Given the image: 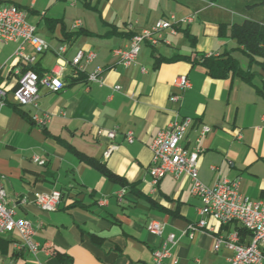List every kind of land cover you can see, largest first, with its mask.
Segmentation results:
<instances>
[{"label": "crops", "instance_id": "crops-1", "mask_svg": "<svg viewBox=\"0 0 264 264\" xmlns=\"http://www.w3.org/2000/svg\"><path fill=\"white\" fill-rule=\"evenodd\" d=\"M13 3L27 12L28 22L47 45L42 55L26 48L27 55L36 58L33 68L41 74L50 72L63 45L68 68L62 90L40 87L38 109L18 107L12 95L0 107V177L8 207L15 218L33 223L34 239L40 245L31 254L19 247L17 232L5 234L0 264H153V252L164 246L172 255L165 264L225 263L233 252L225 245L215 251V240L239 232V226L206 218L205 228L191 230L200 221L202 203L191 195V181L185 176L167 175L156 190L151 188L150 146L157 133L176 120L195 121L185 142L188 149L194 147L201 126H211L213 132L202 140L200 181L212 186L222 179H239L245 197L264 200V70L254 65L251 82L238 76L216 80L196 64L206 55L230 53L249 70V59L230 38V28L244 20L264 24V5L242 0ZM242 10H260L261 16L252 18ZM172 16L178 20L195 16V20L181 25L177 35L167 34L170 45H143L130 67L113 56L114 49L130 44L134 33ZM77 20L83 23L80 33L72 30ZM221 27H227L226 37ZM18 46L8 43L0 48V81L10 89L15 86L13 71L28 67L14 56ZM80 49L93 51L96 58L74 81L70 63ZM97 68L103 70L102 84L87 81ZM183 75L192 87L181 102H172L171 95L179 93L175 80ZM37 111L54 115L46 129L31 122ZM115 128L119 129L116 140L97 137L98 129ZM128 131L135 136L132 144L125 141ZM113 143L119 149L105 159ZM123 188L127 193L119 200L116 194ZM55 190L63 194L59 209L42 211L36 196ZM100 200L106 205L100 206ZM152 220L164 224L160 236L148 232ZM171 235L174 244L169 242ZM249 239L241 242L247 244Z\"/></svg>", "mask_w": 264, "mask_h": 264}, {"label": "built area", "instance_id": "built-area-1", "mask_svg": "<svg viewBox=\"0 0 264 264\" xmlns=\"http://www.w3.org/2000/svg\"><path fill=\"white\" fill-rule=\"evenodd\" d=\"M194 20L188 17L176 21L162 19L155 26L144 29L136 34L128 47L116 49L113 55L119 58L121 64L130 67L136 63L143 44L156 47L160 44H169L164 33L176 35L177 27L182 24H190ZM81 22L74 23L73 28L79 29ZM8 43H18L19 46L14 54L15 58L23 65H34L36 58L27 55L26 48L31 47L36 55H41L46 50V43L37 36L36 27L28 22L27 14L13 3V0H0V47ZM66 46L59 49L58 61L54 68L39 76L32 70L24 71L17 67L13 76L15 79V90L13 98L20 107L33 106L38 109L39 88L45 87L51 91H58L64 86V76L67 62L62 55L66 53ZM96 58L93 51L79 50L72 60V67L77 71H82ZM89 82L103 83L102 69H96L89 75ZM175 88L184 92L191 88V82L186 76H180L175 80ZM117 90L120 87L116 88ZM8 98V88L0 83V107H3ZM182 96L172 95L173 102H180ZM53 115L49 113L36 112L32 116L35 125L40 128L48 126ZM264 128V116L262 117ZM194 125V120L184 118L171 122L166 128L160 130L150 146L153 154L152 166L149 170L151 188L156 190L160 181L167 175L179 179L186 176L191 181V195L199 199L202 203L198 210L200 221L191 230L196 231L206 227V218H212L221 225L236 223L245 229L250 239L247 244H243L238 232L227 237H217L214 250L218 251L221 245H225L233 256L223 264H263L264 263V200H251L241 192L240 180L223 179L217 181L213 186L203 184L199 179V159L204 153L202 140L209 135L213 128L202 125L200 134L192 149L185 145L189 131ZM119 134V129L98 130L97 137H106L115 140ZM125 141L132 144L135 136L132 131L125 133ZM118 146H109L105 153L108 158ZM36 162L39 159H35ZM117 197L121 200L125 196V191H119ZM62 194L58 191L49 194L36 196V205L46 212H54L62 201ZM106 200L99 202L100 206H105ZM164 224L158 220H152L148 225V231L152 235L162 234ZM17 232L21 238L19 247L35 254L39 251L40 245L34 241L36 229L34 225L23 218H15V213L8 207L7 192L0 179V243L2 237L7 233ZM169 242L174 244V235L169 237ZM171 252L166 247L156 249L153 252V264H165V260L171 258Z\"/></svg>", "mask_w": 264, "mask_h": 264}, {"label": "trees", "instance_id": "trees-1", "mask_svg": "<svg viewBox=\"0 0 264 264\" xmlns=\"http://www.w3.org/2000/svg\"><path fill=\"white\" fill-rule=\"evenodd\" d=\"M243 1L254 2L252 6L264 5V0ZM226 29L227 27H221V35L223 37H226ZM80 32L82 31H78V33ZM230 38L237 42L239 49L249 59V70H244L230 53H226L218 58L203 56L201 61H196V64H201L206 69L207 74L216 80H224L230 76H238L247 82H251L255 76L251 70L254 65H259L264 70V24L253 20H244L242 23L234 24L230 28ZM30 69L42 75L33 67L25 68L24 71ZM76 80H79V78L74 79V81ZM103 172L110 179L117 181L112 173L104 169ZM238 231L241 239L249 236V233L241 227L238 228Z\"/></svg>", "mask_w": 264, "mask_h": 264}, {"label": "rangeland", "instance_id": "rangeland-1", "mask_svg": "<svg viewBox=\"0 0 264 264\" xmlns=\"http://www.w3.org/2000/svg\"><path fill=\"white\" fill-rule=\"evenodd\" d=\"M242 1H243V0H242ZM15 5H16V4H15ZM20 9H21V8H20ZM22 10H23V9H22ZM258 11H260V10H255V11H253V10H249L248 12H247V11L245 12V11L242 10V12L247 13V16H251L252 18H253V17H256V16H259V17L261 16V15L258 14V13H259ZM25 12H26V11H25ZM257 12H258V13H257ZM26 14H27V12H26ZM172 17H174V16H172ZM188 17H193L194 20H195V16H188ZM188 17H185V18H188ZM174 18L176 19V21H179L176 17H174ZM185 18H183V19H185ZM168 19H171V17L168 18ZM161 20H162V19H161ZM181 20H182V19H181ZM194 20H193V22H194ZM77 21L81 22V27H80L79 29H74L73 26H72V30H73L74 32H78V31H80V30L82 29V27H83V23H82V21H81V20H77ZM77 21H75V22H77ZM75 22H74V23H75ZM158 22H159V21H158ZM158 22H157V23H158ZM193 22H192V23H193ZM157 23H156V24H157ZM156 24H155V25H156ZM190 24H191V23H190ZM190 24H189V25H190ZM73 25H74V24H73ZM155 25H154V26H155ZM182 25H184V24H182ZM180 26H181V25H179V26L177 27L178 32H179V28H180ZM152 27H153V26H152ZM148 29H149V28H148ZM178 32H177V34H178ZM138 33H140V32H138ZM138 33H134L133 36H132V38H133L136 34H138ZM167 34H169V33H168V32H165V33H164V37H165L166 40H168V38H167V36H166ZM177 34H176V35H177ZM170 35H171V34H170ZM132 38L130 39V42H131ZM168 42H169V44H165V45H170V44H171L169 40H168ZM129 45H130V44H129ZM129 45H128V46H129ZM143 45H145V44H143ZM143 45H142V47H143ZM147 45H148V44H147ZM160 45H161V44H160ZM63 46H66V45H63ZM63 46H62V47H63ZM128 46H126V47H128ZM149 46H150V45H149ZM158 46H159V45H158ZM151 47H153V46H151ZM156 47H157V46H156ZM0 48H1V47H0ZM60 48H61V47H60ZM60 48H59V49H60ZM66 48H67V46H66ZM124 48H125V47H124ZM153 48H155V47H153ZM116 49H120V48H116ZM116 49H114V50H116ZM80 50H81V49H80ZM114 50H113V51H114ZM141 50H142V48H141ZM66 51H67V50H66ZM78 51H79V50H78ZM58 52H59V50H58ZM140 52H141V51H140ZM112 53H113V52H112ZM42 54H43V53H42ZM42 54H41V55H42ZM64 54H65V53H64ZM64 54L62 55V57L64 56ZM76 54H77V53H76ZM139 54H140V53H139ZM57 55H59V53H57ZM75 56H76V55H75ZM113 56H114V55H113ZM138 56H139V55H138ZM114 57H115V56H114ZM206 57H215V58H218L219 56L206 55ZM116 58H117V57H116ZM73 59H74V58H73ZM73 59H72V60H73ZM117 59L119 60V58H117ZM137 59H138V58H137ZM93 61H94V60H93ZM136 61H137V60H136ZM119 62H120V60H119ZM120 63H121V62H120ZM70 64H72V61H71ZM90 64H91V63H90ZM27 66H28L27 68H29V67H33L34 65H27ZM86 66H87V65H86ZM86 66H85V67H86ZM85 67H84V69H83L82 71H77V72H76L75 69H73V70L75 71V75H76L75 78H74V77H73V78H74V79L78 78V76H79L81 73L84 72ZM67 68H68V65H67V67H66V71H67ZM97 69H98V68H97ZM24 70H25V69H24ZM30 70H31V69H30ZM26 71H27V70H26ZM32 71H34V70H32ZM34 72H35V71H34ZM13 73H14V71H13ZM36 73H37V72H36ZM37 74H38V73H37ZM91 74H92V73H91ZM38 75H39V74H38ZM42 75H43V74H42ZM42 75H39V76H42ZM89 75H90V74H89ZM89 75L87 76V81L89 80ZM102 75H103V70H102ZM183 76H185V75H183ZM179 77H180V76H179ZM186 77H187V76H186ZM177 78H178V77H177ZM187 78H188V77H187ZM65 79H66V72H65L64 79H63V81H64V86H63V88H64L65 85H66ZM188 79H189V78H188ZM102 80H103V78H102ZM88 82H89V81H88ZM190 82H191V81H190ZM0 83H1V84H4V83L1 82V81H0ZM4 85H5V84H4ZM5 86L8 88V98H7L6 103H5V105H6L7 102H8L9 96L13 94V91L15 90L16 87L10 89L7 85H5ZM117 87H118V86H117ZM117 87H115V89H116ZM174 87H175V86H174ZM191 87H192V84H191ZM63 88H62V89H63ZM39 89H40V88H39ZM62 89H60V90H62ZM176 89H177V88H176ZM190 89H191V88H190ZM48 90H49V89H48ZM60 90H58V91H60ZM116 90H117V89H116ZM119 90H120V89H119ZM188 90H189V89H188ZM188 90H186V91H188ZM50 91H51V90H50ZM178 91H179V93H174V94H172V95H175V94H176V95H180V96H182V99H183V93L186 92V91H184V92H182V91H180V90H178ZM53 92H57V91H53ZM172 95H171V96H172ZM12 97H13V95H12ZM182 99H181V101H182ZM13 100H14V98H13ZM38 100H39V99H38ZM170 100H171V97H170ZM171 101H172V100H171ZM181 101H180V102H181ZM14 102H15V101H14ZM172 102H173V101H172ZM175 103H179V102H175ZM15 104H16V102H15ZM5 105H4V106H5ZM16 105H17V104H16ZM4 106H3V107H4ZM17 106H18V105H17ZM18 107H20V106H18ZM26 107H30V106H26ZM31 107H33V106H31ZM1 108H2V107H1ZM20 108H24V107H20ZM37 112H39V111H37ZM35 113H36V112H35ZM35 113H34V114H35ZM40 113H42V112H40ZM43 113H46V112H43ZM49 114H52V113H49ZM52 115H53V114H52ZM32 116H33V114L30 116V120H31V122L34 124V122H33V120H32ZM53 117H54V115H53ZM53 117H52V119H53ZM183 119H184V118H183ZM191 119H192V118H191ZM193 120H194V119H193ZM51 121H52V120H51ZM50 123H51V122H50ZM50 123H49V124H50ZM49 124H48V125H49ZM34 125H35V124H34ZM194 125H195V121H194ZM194 125H193V127H194ZM35 126H37V125H35ZM37 127H38V126H37ZM193 127H192V128H193ZM210 127H211V126H210ZM38 128H40V127H38ZM46 128H47V126L44 127V128H40V129H46ZM98 130H104V129H98ZM106 131H109V130H106ZM190 131H191V130H190ZM190 131H189V132H190ZM212 132H213V131H212ZM212 132H211V133H212ZM188 134H189V133H188ZM199 134H200V132H199ZM198 136H199V135H198ZM116 138H117V137H116ZM239 138H240V137H239ZM109 140H110V139H109ZM115 140H116V139H115ZM111 141H114V140H111ZM152 142H153V141H152ZM113 144H114V143H113ZM113 144H111V145H113ZM111 145H110V146H111ZM115 145H117V144H115ZM108 148H109V147H108ZM118 149H119V147H118ZM118 149H117V150H118ZM107 150H108V149H107ZM117 150H116V151H117ZM150 150H151V149H150ZM114 152H115V151H113V152L110 154V156H111ZM151 152H152V151H151ZM105 153H106V152H105ZM152 155H153V154H152ZM110 156H109V157H110ZM109 157H108V158H109ZM36 158L39 159L38 157H35V159H36ZM104 158H105V159H108V158L105 157V154H104ZM152 159H153V158H152ZM37 163H39L40 165H43V164H44V161H41V160L39 159V161H38ZM151 166H152V165H151ZM150 168H151V167H150ZM149 170H150V169H149ZM185 177H186V176H185ZM187 178H188V177H187ZM0 179H1V182H2V178H1V177H0ZM189 180H190V179H189ZM222 180H223V179H222ZM228 180H229V179H228ZM236 180H237V179H236ZM238 180H239V179H238ZM231 181H234V180H231ZM2 184H3V183H2ZM3 186H4V185H3ZM212 186H213V185H212ZM4 188H5V187H4ZM5 190H6V189H5ZM122 190L125 191V195H126V193H127V189H126V188H123ZM122 190H120V191H122ZM55 191H56V190H55ZM6 192H7V191H6ZM51 192H54V191H51ZM51 192H49V193H51ZM58 192H60V191H58ZM118 192H119V191H118ZM241 192H242V191H241ZM49 193H43V194H49ZM60 193L62 194V192H60ZM39 195H40V194H39ZM116 196H117V195H116ZM62 197H63V194H62ZM244 197H245V196H244ZM123 198H124V197H123ZM123 198H122V199H123ZM118 199H119V198H118ZM122 199H121V200H122ZM35 200H36V199H35ZM119 200H120V199H119ZM7 201H8V200H7ZM62 201H63V198H62ZM62 201H61V203H62ZM100 201H101V200H100ZM100 201H98V204H99ZM61 203H60V205H61ZM60 205H59V206H60ZM58 209H59V207L57 208V210H58ZM41 210H42V209H41ZM57 210H56V211H57ZM42 211H43V210H42ZM44 212H46V211H44ZM54 212H55V211H54ZM47 213H52V212H47ZM23 219H25V218H23ZM25 220H27V219H25ZM28 221H29V220H28ZM30 222H31V221H30ZM31 223H32V222H31ZM32 224H33V223H32ZM232 224H233V223H232ZM234 224H236V223H234ZM237 225H238V224H237ZM238 226H239V228L241 227L240 225H238ZM34 227H35V226H34ZM241 228H242V227H241ZM35 229H36V227H35ZM202 229H203V228H202ZM147 230H148V226H147ZM148 232H149V231H148ZM149 233H150V232H149ZM238 233H239V232H238ZM7 234H8V233H7ZM35 234H36V233H35ZM150 234H151V233H150ZM154 236H156V235H154ZM159 236H160V235H159ZM34 237H35V236H34ZM248 237H250V235H249ZM34 241H35V239H34ZM35 242H36V241H35ZM36 243H37V242H36ZM164 247H165V246H164ZM162 248H163V247H162ZM166 248H167V247H166ZM167 249H168V248H167ZM39 250H40V249H39Z\"/></svg>", "mask_w": 264, "mask_h": 264}]
</instances>
